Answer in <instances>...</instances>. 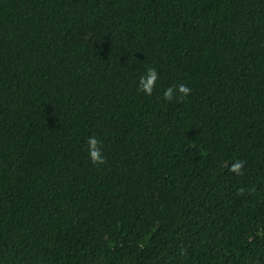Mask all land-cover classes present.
Segmentation results:
<instances>
[{"label": "trees", "instance_id": "obj_1", "mask_svg": "<svg viewBox=\"0 0 264 264\" xmlns=\"http://www.w3.org/2000/svg\"><path fill=\"white\" fill-rule=\"evenodd\" d=\"M0 264H264V0H0Z\"/></svg>", "mask_w": 264, "mask_h": 264}, {"label": "clouds", "instance_id": "obj_2", "mask_svg": "<svg viewBox=\"0 0 264 264\" xmlns=\"http://www.w3.org/2000/svg\"><path fill=\"white\" fill-rule=\"evenodd\" d=\"M157 80V71L155 68H149L145 76L140 78V88L146 93H151L152 88ZM191 89L181 83L175 87H169L164 92L165 99H171L175 92H179L182 96H187L190 93ZM101 141L98 140L96 136H90L87 140L88 145V156L92 163L102 164L104 163V155L100 147ZM244 166V162L241 160H236L231 165V170L237 174L241 173V170Z\"/></svg>", "mask_w": 264, "mask_h": 264}]
</instances>
